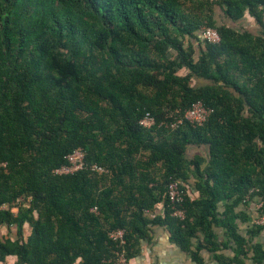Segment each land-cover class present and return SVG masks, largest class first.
<instances>
[{"label": "trees", "instance_id": "obj_1", "mask_svg": "<svg viewBox=\"0 0 264 264\" xmlns=\"http://www.w3.org/2000/svg\"><path fill=\"white\" fill-rule=\"evenodd\" d=\"M247 16L261 34L227 23ZM198 102L205 125L170 127ZM78 148L86 168L56 174ZM249 200L264 204V0H0V264L131 261L158 225L196 264H264Z\"/></svg>", "mask_w": 264, "mask_h": 264}, {"label": "crops", "instance_id": "obj_2", "mask_svg": "<svg viewBox=\"0 0 264 264\" xmlns=\"http://www.w3.org/2000/svg\"><path fill=\"white\" fill-rule=\"evenodd\" d=\"M221 21H223V18ZM227 23L241 32L250 31L256 35L261 34L255 20L250 16H247L244 21L239 22L238 24H232L228 21ZM191 195L194 198L200 196L199 192L193 187L191 188ZM261 204L262 203L258 200H255L254 202L249 200L248 205L241 208V211L243 210V212L249 214V217L252 219L250 224H242L243 234L245 236L248 235L251 225L258 224L257 222L261 216ZM156 214L165 215L163 204L158 205ZM219 235L224 241L225 233L223 230H219ZM255 243L264 247V232L260 237L255 239ZM225 255L228 258H235L234 252L230 250L225 252ZM203 258L207 264H219L216 261L215 255L208 252L203 254ZM15 261H17L15 257L8 258L9 264H14ZM131 264H196V262L189 253L183 251L182 248L172 241V233L168 226L158 225L151 227L149 236L141 242L140 255L131 260ZM247 264H254V262L249 261Z\"/></svg>", "mask_w": 264, "mask_h": 264}, {"label": "built area", "instance_id": "obj_3", "mask_svg": "<svg viewBox=\"0 0 264 264\" xmlns=\"http://www.w3.org/2000/svg\"><path fill=\"white\" fill-rule=\"evenodd\" d=\"M202 37L205 41L214 44H219L222 41L220 33L217 30L213 29H208L205 33H203ZM213 113L214 109L207 107L203 102H198L194 104L192 108H189L186 111L184 118H180L174 122H171L170 127L174 130L179 128L184 123V119L191 122L195 126H203L209 120ZM140 125L145 129H152L157 125V123L155 118L151 114H146L141 119ZM85 157L86 153L82 148L74 150L67 156L68 163L55 170V173L58 175H67L84 170L86 168ZM89 169L92 172H96L98 174H104L108 172L105 168L98 165H92ZM169 190L173 209L175 210L174 215L183 219V221L186 220V211L179 208V206L183 205L186 199V191L183 184L180 181H175L170 184ZM3 208H6V206H3ZM263 208L264 204H261L260 210L262 211ZM93 211L96 212L97 209L95 208ZM257 223L261 226H264V215L260 216ZM126 233L127 232L124 229H117L111 231L109 233V237L115 242H118L119 245L123 247L124 244H126ZM104 264H131V261L127 257L126 250L124 248H121L115 252L114 258L105 261Z\"/></svg>", "mask_w": 264, "mask_h": 264}, {"label": "rangeland", "instance_id": "obj_4", "mask_svg": "<svg viewBox=\"0 0 264 264\" xmlns=\"http://www.w3.org/2000/svg\"><path fill=\"white\" fill-rule=\"evenodd\" d=\"M184 74V73H183ZM5 230V229H4ZM4 232V231H3Z\"/></svg>", "mask_w": 264, "mask_h": 264}]
</instances>
